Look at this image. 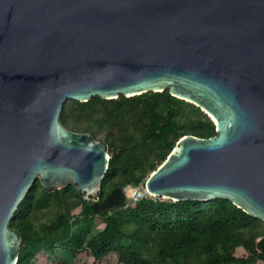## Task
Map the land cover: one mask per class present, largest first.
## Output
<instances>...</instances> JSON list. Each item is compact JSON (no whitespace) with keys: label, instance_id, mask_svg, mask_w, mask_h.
I'll return each instance as SVG.
<instances>
[{"label":"water","instance_id":"water-1","mask_svg":"<svg viewBox=\"0 0 264 264\" xmlns=\"http://www.w3.org/2000/svg\"><path fill=\"white\" fill-rule=\"evenodd\" d=\"M165 90L217 135L182 138L148 192L264 222V0H0V264L18 263L10 223L37 180L101 191L109 146L66 128L65 103Z\"/></svg>","mask_w":264,"mask_h":264},{"label":"trees","instance_id":"trees-1","mask_svg":"<svg viewBox=\"0 0 264 264\" xmlns=\"http://www.w3.org/2000/svg\"><path fill=\"white\" fill-rule=\"evenodd\" d=\"M61 120L106 142L109 168L90 200L73 184L48 192L36 181L10 223L22 238L17 264H74L81 256H115L122 264H264V222L229 200L130 203L126 196V188L145 184L182 138L217 135L200 107L165 90L68 100ZM77 205L81 213L74 215ZM240 247L245 256H237Z\"/></svg>","mask_w":264,"mask_h":264},{"label":"built area","instance_id":"built-area-1","mask_svg":"<svg viewBox=\"0 0 264 264\" xmlns=\"http://www.w3.org/2000/svg\"><path fill=\"white\" fill-rule=\"evenodd\" d=\"M126 196L130 203H136L142 199L159 198L156 197L154 194L148 192L146 188V183L138 188H133L129 186L128 188H126Z\"/></svg>","mask_w":264,"mask_h":264},{"label":"rangeland","instance_id":"rangeland-1","mask_svg":"<svg viewBox=\"0 0 264 264\" xmlns=\"http://www.w3.org/2000/svg\"><path fill=\"white\" fill-rule=\"evenodd\" d=\"M209 116V115H208ZM210 117V116H209ZM211 118V117H210ZM212 119V118H211ZM213 120V119H212ZM100 140V139H99ZM142 185H140L139 187H141ZM131 187H133V186H131ZM128 188V187H127ZM134 188V187H133ZM136 188H138V187H136ZM161 199H163V198H161ZM81 213V205H77L74 209H73V214L74 215H79ZM104 224L103 223H99V225H98V229H103L104 228ZM247 254V252L242 248V247H240V248H238V250H237V256H245ZM51 258L52 259H55V256L54 255H51ZM92 260L93 259H91L90 257H86V256H81V257H79L78 259H77V263H79V262H81V264H86V263H89V264H91V262H92ZM83 261H86V262H83Z\"/></svg>","mask_w":264,"mask_h":264},{"label":"crops","instance_id":"crops-1","mask_svg":"<svg viewBox=\"0 0 264 264\" xmlns=\"http://www.w3.org/2000/svg\"><path fill=\"white\" fill-rule=\"evenodd\" d=\"M90 258L93 259L91 264H122L118 261L117 257L115 256H107L100 261H96L93 257H90ZM83 262H86V261H83ZM89 263H86V264H89ZM74 264H81V262L77 263V260H75Z\"/></svg>","mask_w":264,"mask_h":264}]
</instances>
